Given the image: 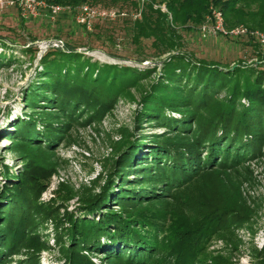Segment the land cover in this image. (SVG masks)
I'll return each mask as SVG.
<instances>
[{
  "label": "trees",
  "instance_id": "trees-1",
  "mask_svg": "<svg viewBox=\"0 0 264 264\" xmlns=\"http://www.w3.org/2000/svg\"><path fill=\"white\" fill-rule=\"evenodd\" d=\"M44 1L72 10L81 5L117 9L119 13L128 9L125 18L119 20L130 44L142 48L143 41H150L153 57H168L161 60L160 76L146 85L142 82L156 74L157 66L144 71L116 65L98 67L66 43L40 57L38 77L43 81L36 87L31 85L25 99H30L33 105L41 97L45 105L25 122V127L31 128L29 134H21L19 128L13 133V141L27 161L17 175L1 166L0 264H10L17 255L34 216L42 223L53 222L54 230L59 231L58 240L67 239L68 245L58 241L63 244L61 254L67 264H93L87 256L93 249L96 254L118 259L119 264H154L151 261L158 244L156 236L161 231L155 222L162 223L163 214L151 212L145 205L150 207L153 202L168 199V195L183 189L200 174L223 175L227 169L264 154V50L256 56V61H261L257 64L258 70L248 65L228 66L190 58L184 54L179 30L195 31L207 23L213 9L221 12L227 29L245 25L250 31L264 33V0ZM161 5L165 6L171 21L158 8ZM137 14L139 17L134 18ZM247 36L245 45L258 49L259 44L252 41L256 38ZM97 37L100 38L98 34ZM0 45L6 48L8 43L0 37ZM22 52L35 58L31 46ZM10 60L0 54V65ZM43 89L47 91L40 96ZM131 89L139 91L141 105L134 118V130L131 132L126 127L120 130L121 141L114 145L116 157L107 163L110 168L105 178L102 176L93 182L92 189H84L76 209L78 215L66 211L60 216L58 207L39 203L53 170L48 172L28 154L33 148L42 149L36 124L43 126L44 133L60 134L61 127L70 125L63 118L73 119L76 112L90 110L99 119L121 97L132 99ZM223 90L228 91L227 95L219 98ZM241 98L247 100V107L242 106ZM167 110L179 113L181 118L166 116ZM145 119H155L165 128L164 133L150 137L153 145L150 160L147 154L140 155L145 147L137 138ZM57 122L59 127L51 129ZM48 144L44 151L51 154L53 143ZM133 168L137 169L134 174ZM102 180L103 185L95 192ZM111 202L118 203L119 211L109 207ZM88 214L97 219H86ZM197 225L190 232H183L177 244L168 242L162 252L167 259L162 264L208 263L207 257L202 258L205 249L200 247L197 238L209 239L210 235L223 231V226ZM101 235L107 237L106 244L99 242ZM237 241L234 237L230 239V242ZM255 255V264H264V249ZM209 263L231 264L220 256Z\"/></svg>",
  "mask_w": 264,
  "mask_h": 264
},
{
  "label": "rangeland",
  "instance_id": "rangeland-1",
  "mask_svg": "<svg viewBox=\"0 0 264 264\" xmlns=\"http://www.w3.org/2000/svg\"><path fill=\"white\" fill-rule=\"evenodd\" d=\"M2 1L0 37L8 43V48L0 45V54L11 60L5 61V65H0V174L3 172L1 166H6L10 173L17 175L27 161L23 157L24 152L20 151L13 141L15 139L13 133L19 128L21 134H29L31 128L28 130L25 122H28L30 116L45 105L41 97L37 98L33 105L31 100H26L25 97L30 93L31 85L36 87L43 81L38 77L41 72L38 61L48 50L53 47L62 48L65 43L70 44L82 54L83 59L97 64L98 67L116 65L144 71L157 66L156 74H153L151 79L144 80L142 82L144 85L160 76L161 60L168 57V55L161 59L153 57L150 41H143L142 48L130 44L122 29V20H119L125 18L124 13L128 9L124 10L123 16L118 15L119 10L109 9L117 15L113 19L93 22L91 31L86 32L69 14L72 13L74 16L72 9L71 12H63L54 21L43 15L25 20L18 7L7 6L5 4L7 0ZM158 8L168 15L164 5ZM97 9L105 10L101 7ZM209 18L210 15L207 19ZM168 20L171 21L169 15ZM208 20L193 32L179 30L183 38L184 54L190 58L213 61L222 65L242 64L259 69L257 64H261V61H256V56L259 52L263 53L264 49L256 39L252 41L259 44L258 49L245 45L248 41L247 35L242 36L243 38L241 36L228 38L213 34L202 39L199 29L211 24ZM222 27L225 30L246 28L245 25H241L227 29L224 26L223 16ZM28 46L32 47L35 58L31 57L30 53L22 52L23 48ZM43 90L39 93L40 96L47 91ZM226 91L223 90L219 98H224L228 92ZM138 93V90L131 89L132 99L121 97L112 109L99 119L94 117L93 111L90 110L76 112L73 119L63 118V121L70 122V125H62L63 128L60 126V134L54 135L50 131L44 133L43 126L36 124L37 130L40 131L42 149L33 148L28 154L48 172L53 170L46 181V189L39 197V203L58 207L60 216L66 211L78 215L76 209L81 203L84 189H92L93 182L102 176L105 178L110 168L107 167V163H111L116 157L114 145L121 141L120 130L124 127L131 132L134 130L135 115L141 110ZM240 103L244 107L249 105L245 98H241ZM166 116L178 120L181 118L179 113L169 110L166 111ZM59 125V122L54 123L51 129ZM164 131L165 128L158 125L155 119H145L140 130L137 131V138L145 147L140 155L147 154L149 158L150 148L153 147L150 143L151 135L162 134ZM48 142L53 143L51 149L54 152L51 154L44 151L49 145ZM262 151L264 153V149ZM136 165L140 166L137 163ZM134 169L137 172V169L133 168L132 174L135 173ZM226 171L223 175L215 172L200 174L183 189L174 191L173 195H164L168 199L153 202L150 207L145 205L149 211L163 214L161 217L163 222H155L161 230L158 235H161L156 236L158 244L151 262L162 264L163 260L167 259L162 252L166 250L165 246L169 244L168 242L173 241L177 244L179 236L183 232H190L193 226L200 224L202 228L205 226L211 228L217 223L218 226H223V231L210 235L209 239L197 238L200 247L205 249L202 258L207 257V264L219 256L230 260L231 264H255V252L264 249V154ZM103 180L95 187V192L100 190L99 186L103 185ZM0 182L2 183L1 177ZM117 204L113 205L111 202L109 207L119 211ZM248 208L250 211L246 210ZM250 212L254 214L251 215ZM85 218L97 219L89 214L85 215ZM33 219L35 220L29 221L26 240L20 244L21 247L17 255L12 257L10 264H67L61 254L63 244L58 243L64 241L67 244V239H57L59 231L54 230L53 222L42 223L37 216ZM231 237L238 241L230 242ZM99 242L106 244L107 237L101 235ZM87 256L93 264L121 263L118 259L96 254L94 249L88 251Z\"/></svg>",
  "mask_w": 264,
  "mask_h": 264
},
{
  "label": "built area",
  "instance_id": "built-area-1",
  "mask_svg": "<svg viewBox=\"0 0 264 264\" xmlns=\"http://www.w3.org/2000/svg\"><path fill=\"white\" fill-rule=\"evenodd\" d=\"M0 0L1 5L3 1ZM7 6L18 7L21 12V16L25 20H31L40 17L41 15L47 17L49 20L54 21L63 12H71L68 7H62L56 4H49L44 0H7L5 1ZM75 23L87 30H91L93 22L98 20L113 19L117 14L112 10H100L88 5H81L73 9ZM118 15H124L118 13ZM139 15H134V18H138ZM208 20V19H207ZM211 24L204 25L199 29V35L202 39L207 38L210 35H219L222 37L236 38L244 35H251L257 39L261 47L264 49V34L259 32H250L244 27L235 28L233 30H225L222 27V14L216 10L211 12L210 18Z\"/></svg>",
  "mask_w": 264,
  "mask_h": 264
}]
</instances>
